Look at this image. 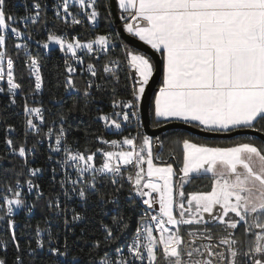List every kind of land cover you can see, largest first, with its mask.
Wrapping results in <instances>:
<instances>
[{
	"label": "snow or ice",
	"instance_id": "obj_1",
	"mask_svg": "<svg viewBox=\"0 0 264 264\" xmlns=\"http://www.w3.org/2000/svg\"><path fill=\"white\" fill-rule=\"evenodd\" d=\"M117 4L123 30L158 53L161 64L127 45L122 57H110L102 71L117 84L124 72L125 79L131 81L130 98L113 100V112L101 114L99 120L115 129L132 120L139 124L138 112L146 89L160 70L162 82L152 100L157 122L180 121L209 133L251 130L264 135V0H117ZM73 6L79 11L73 12ZM99 7L98 0H59L56 16L66 26H75L83 22L79 18L82 14L95 26L101 16ZM33 8L35 14L24 17L25 21L39 20L41 4L35 2ZM16 22L17 18L6 12V0H0V49L6 47L8 32L20 39L26 35L13 26ZM27 37L32 39L30 33ZM36 43L45 49L50 44L58 45L80 65L84 64V57L78 52L107 56L120 47L108 32L82 41L50 31L46 41ZM15 47L27 53L29 45L17 43ZM65 64L66 89L80 91L73 80L77 69L67 60ZM27 67L35 77V91L39 92L42 76L38 60L32 58ZM86 70L91 77L98 75L93 63H88ZM5 79L7 92L15 104L21 84L16 82L13 58L0 50V81ZM92 87V82H87L83 89L85 96L90 95ZM4 91L0 87V92ZM43 112L42 107H30L25 101L27 127L37 135L45 122ZM60 119L63 121L64 117ZM8 131L15 129L9 125ZM45 136L50 141L54 138V144L49 145L51 152L64 153L63 159L56 163L76 172L77 178L72 179L65 171L62 186L71 183L73 192L85 199L86 189L96 190L97 183L109 176L116 184L119 177L130 185V194L134 193L147 206L135 235L125 246L127 255L124 249L117 248L115 258L105 253L99 264H264V141L259 145L241 142L218 147L184 139L182 165L177 169L161 155H154L153 137L147 134L137 132L110 141L98 137L100 143L112 148L119 146V150L97 148L95 152L73 151L64 140L62 125L58 133L49 127ZM156 141L162 146L159 137ZM6 143L25 158L36 147L33 144L28 148L26 141L18 148L11 139ZM97 153L103 157L99 166L95 163ZM41 171L29 168L32 176ZM200 176L210 177L211 191L186 193L185 186L193 177ZM26 184L29 192L35 189L38 197L43 195L32 179ZM7 192L11 195H0V210H4L0 220L11 217L14 206L19 208L25 203L19 180L15 187L9 185ZM53 205L60 208L58 195L50 201L49 206ZM80 218L79 214L73 216V220ZM7 223L10 228L14 225L11 219ZM113 224L121 231L128 227L116 218ZM216 225L222 226L223 234L213 233L212 227ZM238 225L243 226L242 237L236 234ZM102 227L106 242L116 239L112 227L107 224ZM42 231L37 225L38 237ZM11 238L16 240L14 231ZM36 243L37 247L44 246L42 240ZM100 245L96 241L94 247ZM19 247L17 243V250ZM51 251L67 256V251L61 252L59 248ZM0 264L7 262L0 258ZM16 264H23L19 256Z\"/></svg>",
	"mask_w": 264,
	"mask_h": 264
},
{
	"label": "trees",
	"instance_id": "obj_2",
	"mask_svg": "<svg viewBox=\"0 0 264 264\" xmlns=\"http://www.w3.org/2000/svg\"><path fill=\"white\" fill-rule=\"evenodd\" d=\"M49 1L52 2V0H6V12L17 18V22L13 26L18 27L26 33V36L27 33H30L32 39L26 37L22 41H17L10 36L7 39L6 51L14 60L16 81L21 84V88L15 97L18 103L17 106L12 104L11 95L4 94L0 96V146L3 157L5 158V165L0 169V183L2 184L14 183L17 180L24 181L27 178L25 170L17 164V161L10 159L12 156L8 154L4 145L9 125L15 129L12 135L15 143L22 144L28 137L25 127V116L22 110L25 98L31 107L37 105L44 106L45 128L49 127L53 121H59L66 129L70 140L76 141L83 151L87 149L95 152L101 146V143L96 139L97 136L122 138L126 135V132L118 134L111 133L103 124V121L98 119L101 114H110L113 112V100L130 98L131 92V81L125 79L124 72L120 73L121 79L119 84H117L110 75H106L102 71V66L110 57H122L124 46L129 45L111 29L110 24L113 16L112 13L109 16V0H98L101 16L95 26L90 25L84 20L79 25L66 26L62 21L57 20L52 12L48 10L47 3ZM35 2L41 4L39 20L33 23L29 19L23 24L21 22L22 18L27 17L30 13H35L33 9V3ZM50 31L55 33L67 32L69 37L78 35L83 41L91 39L97 33L111 32V35L120 47L116 48L113 53L107 56L103 53H99L98 57L95 54H84V64L80 65L73 61L71 57L64 55L59 47H52L46 50L40 44L36 43L37 41H46ZM22 42H27L33 50L37 48V51L30 53L28 48V52L25 53L24 49H17L15 45ZM33 57L38 60L40 71L42 72L43 83L41 92L35 91V79L30 75L27 67ZM66 60L72 63L77 69L73 75V80L80 91L66 89L65 87L67 79V73L65 71ZM88 63H93L96 66L98 71L96 77H91L87 72ZM89 81L92 82L93 87L90 89V95L85 96L83 89ZM161 81L162 75L150 102L152 127L166 123L163 121L157 122L152 110L154 93L158 90ZM114 89L115 91H113ZM116 111H119V109H116ZM61 116L64 117L63 121L60 119ZM45 128H41V130ZM140 133L145 134L144 131ZM158 137L163 143L161 146L157 143L156 138H153L154 155H161L163 160L168 163H173L177 169L182 165V141L184 139L218 147H228L241 142H252L259 145L263 141L255 135L204 137L184 129L168 130ZM157 144L159 145L158 150L156 149ZM36 155L38 159L34 164L42 169V171L33 180L41 187L43 195L35 202L36 212L34 216L25 217L20 215L17 220L19 221V227L31 226L36 230L37 225H39L41 229L46 231L49 226L57 227L56 225L49 224V220L52 219L53 215L52 206L50 207L49 204L53 195L58 192L59 184L58 180L45 169L47 157L43 146L38 145ZM101 162L102 160H98V166ZM116 179L118 181L116 184L111 182L110 176L103 179L104 185L98 191L100 196L95 195L96 209L93 212V219L88 224H85V227H73L75 235L69 236V244L71 255L76 259L70 264H96L97 259L106 251L116 250L122 247L133 234L138 220V209H144V207L139 201H135L134 203L133 201L125 200L120 195H118L119 198L115 203L112 202L111 200L113 199L110 200V198L117 194H123L119 187V177ZM211 186L212 180L210 177H193L191 183L185 186V192H208L211 191ZM126 193H128V196H134L133 193L130 194V185L128 183H126ZM115 207H117V214L115 215V212L112 211L113 213L109 214L107 218L106 212L113 210ZM114 215L117 220L121 221V224L126 223L128 227L123 231L118 227H112L113 237L116 239L106 242L104 239L106 233L104 228L101 227V224L111 223ZM4 225L5 227L7 226L6 224ZM82 228L85 229L84 234L80 232ZM59 229V227L56 229L53 228V233L57 235ZM212 231L214 234H223L222 226L220 225L212 227ZM236 234L242 237V225H238ZM89 241L90 243L87 245ZM96 241L101 242L99 248L94 247ZM1 242L6 243L5 247L1 246ZM32 242L34 240H30L29 238L24 240L20 237H16V241H13L10 232H1L0 258L5 259L7 264H16L17 256L21 258L23 264H53L54 260L46 253V250L35 248L32 254L29 253L28 244ZM17 243L20 245L19 250L16 248Z\"/></svg>",
	"mask_w": 264,
	"mask_h": 264
},
{
	"label": "built area",
	"instance_id": "obj_3",
	"mask_svg": "<svg viewBox=\"0 0 264 264\" xmlns=\"http://www.w3.org/2000/svg\"><path fill=\"white\" fill-rule=\"evenodd\" d=\"M58 3H59V0H52V2L49 1L47 3V8H48V10H50L52 12L53 16L57 20L62 21L60 18H58L56 16V7H57ZM71 10L73 12L79 11V9L76 6H73ZM34 14L35 13H30V15H28L27 17H30V16H32ZM119 17H120V12H119ZM79 18L81 20H84L85 22L90 24V22L87 20V18L84 17L82 14H81V16ZM26 21L23 18L21 19V22L23 24ZM119 25H123V22L120 20V22L117 23V22H115L114 18H112V21H111V24H110L111 29H112L113 32H115L117 35L120 36V34L118 32ZM56 34L64 35L69 40H71L73 37L79 38L78 35H74L73 37H69L67 32L56 33ZM7 35L10 36L12 39H15L17 41H22L24 38L27 37L25 35L22 39H20V38L15 37L13 34H11V32H8ZM29 51H30V53L32 51L36 52L37 48L33 50V49H31V47H29ZM63 53H64V55L70 57V54H66L65 52H63ZM78 54L83 56L84 54H87V53L86 52H78ZM90 55H94V54H90ZM95 55H96V57H98L99 53H95ZM33 58H35V57H33ZM14 74H15V78H16V71H14ZM41 76H42V72H41ZM34 79H35V77H34ZM42 83H43V77H42ZM0 87H3L5 89L4 92H0V96H3L4 94L10 95L7 92L6 79L4 81H0ZM41 91H42V87H41L39 92H41ZM18 93H19V90H17V94ZM26 100L27 99L25 98L24 104H25ZM13 105L17 106L18 105L17 101ZM35 107H42L43 110H45L44 106H42V105H37ZM22 110H23V115L25 116L24 105H23ZM43 115H44V112H43ZM0 120H1V118H0ZM36 122L39 124L38 120H36ZM53 122H52V124L49 127H52L54 129V132L58 133L60 128H61V124H60L59 121H53ZM103 124L105 125L104 122H103ZM45 125L46 124L44 122L43 124L40 125V128H45ZM25 127H26L27 134H28L27 135L28 137L25 140L27 142V147L31 148V146L33 144L36 145L34 150H32V151L27 153L26 158L25 157H20L18 155V153H14L9 148L8 144L6 143V141L8 139H11L13 141V137H12L13 131L12 132L7 131L6 137H5V140H4V145H5L6 151L8 152V154L10 156H12V158H10V159L17 161V164L21 168H23L25 170V174H26L27 178L24 181L19 180L20 184L22 185V199L25 201V203L19 208H16L14 206L13 213H12L11 217L5 216L4 220H0V225H1L0 234H1V232H6L7 231V232H10V235L12 237V232L14 231L16 237H20L21 239H24V240L28 239V238L30 240H34V242L28 244V251H29L30 254H32L34 252L35 248L43 249V250H46V253L52 257V259L54 260L53 264H70V263L74 262L75 260L72 259L74 256L71 255V252H70L69 236L71 237V236L75 235V232L73 231V227H85V224H88L89 221L93 219V214H94L93 212L96 209V207H95L96 206V196L95 195L100 196L98 194V191L104 185V180L99 181L97 183L96 190L86 189V191L88 193L87 197L85 199H81L79 197V195L77 194V192H73V190H72L73 185L71 183H65L64 186L61 185V181H65L66 180L65 171L68 173V175L72 179H76L77 176H76V172H75L74 168L68 167L66 169H63V168H61V166L59 164L56 163V161H59V160L63 159L64 153H63V151H61L60 153H53V152L50 151L49 145L50 144H54V138H53V140L50 141L45 136V133H47L49 127H46L45 129L41 130L39 135H37L31 129H28L27 124H26V116H25ZM107 129L111 133H115V134L126 132L125 136H127L129 134L136 135L137 132L140 133V132L144 131L142 119H140L139 124H138V122L136 120H132L131 122L123 124L121 129H115L114 127H107ZM29 130H30V132H29ZM64 131H65L64 140H65L66 144L68 146H70L73 151H76V150L83 151L78 146V143L76 141L70 140L65 128H64ZM98 137H101V136H97L96 139ZM103 138L110 141V140H121L123 137L122 138H117V137L107 138V137H103ZM25 141H24V143H25ZM19 145L20 144L15 143L13 141V146L14 147L18 148ZM38 145L43 146V148L45 150V154H46V157H47L45 169L48 170L53 175V177L58 180V184H59L58 192H56L53 195V197L51 198L50 201H54L57 195L59 196V200H60V208L59 209H57L54 205L52 206V210H53L52 214L53 215H52V219L49 220V224H53L54 226L56 225L57 227H51V226L47 227L48 229L46 231L43 230L40 233L39 237L36 235V230H34L31 226H29V227H19L18 226L19 221L17 220L18 216H20V215L25 216V217H32V216H34V214L36 212L35 202L38 200V198L40 196L39 197L37 196L35 189L32 190L31 192H29V190L27 188L26 181L28 179H32L33 180V178L36 177L40 173L39 172L35 176H32L30 174V172H29V168H38L34 164V162L38 159V156L36 155ZM99 148H103L105 150H114V151H118L119 150V146H117L116 148H112L110 145H104L102 143H101V146ZM125 149H127V146H125ZM49 156H52L53 159L49 160L48 159ZM3 158H4L3 157V153L1 152V146H0V169H2V167L5 165V158L4 159ZM25 159L27 160V165L25 164ZM102 159H103L102 156L99 153H97L96 159H95V163H96L97 166H98V160H102ZM53 168L56 169L55 173L53 172ZM129 171H132V169H129ZM16 182L7 183V184L0 183V195H4V194L11 195L10 193L7 192V187L9 185H11L12 187H15ZM33 182H34V180H33ZM126 183H128L126 180L119 178V185H120L119 187H120V190H121V192L123 194H117V195L113 196L112 198H110V200L113 199V200H111L112 202L115 203L118 200V198H119L118 195L122 196L125 200L133 201L134 203H135V201H141V199L139 197L128 196V193H126ZM34 184H36V183L34 182ZM80 186L81 185H77V188H79ZM39 189L41 191V187L40 186H39ZM65 192H67V195L64 194ZM0 203H2V201H0ZM146 207L147 206L144 205V209ZM144 209H138V216H137L138 220H137V224L135 225L136 228H135L133 234L131 235V237L127 240V242H125V244L122 247H120L121 249H124V254L125 255H127L125 246H126V244L131 242L133 236L135 235L137 227L141 224V218L144 215ZM112 211L115 212V215H116L117 212H118L117 211V207L113 208V210H109V211L106 212V217L107 218H108L109 214L113 213ZM76 214H79V216L81 217L79 220H73V216L76 215ZM0 215H4V210H0ZM115 215H114V218L116 217ZM8 219H11V220L14 221V225L11 228L9 227V225L7 223ZM113 219H111L112 220L111 223H103V224H101V227L104 224H107L110 227H117L116 225L113 224ZM66 221H67V223H66ZM117 221H118V223L121 224L120 220H117ZM4 224H6L7 226L5 227ZM58 227L60 229H59V233L56 235L55 233H53V228L56 229ZM27 228H28V230H26ZM80 232L82 234H84L85 233V229L82 228L80 230ZM38 239L42 240L44 242V246L43 247H37L36 241ZM89 243H90V241L87 243V245ZM5 245H6L5 242H1V246L2 247H5ZM54 247L55 248H59V250L61 252L67 251V256H58L56 254H53L51 249L54 248ZM116 250H109V251H106L105 253H107L110 257L115 258L118 255ZM104 254L102 256H104ZM102 256H100L97 259L96 264H99V260H100V258Z\"/></svg>",
	"mask_w": 264,
	"mask_h": 264
},
{
	"label": "water",
	"instance_id": "obj_4",
	"mask_svg": "<svg viewBox=\"0 0 264 264\" xmlns=\"http://www.w3.org/2000/svg\"><path fill=\"white\" fill-rule=\"evenodd\" d=\"M109 4H110V11L112 13V16L115 22L119 23L120 19H119V9L117 5V0H109ZM118 32L120 34V37L131 47H134L146 53L147 55H149L157 65L161 64L160 55L154 52V50H152L148 45H145L142 41H139L138 38L131 36L127 32H125L123 30V25H119ZM161 75H162V71L160 70H158L154 74L152 81L150 82L148 88L146 89L145 99L142 102V105L140 108V114H141V119H142L145 134L152 136L153 138H156L160 134L168 130L184 129L193 134L204 136V137H234L238 135H255L264 141V135L260 133H255L251 130H240L239 132L234 131L231 133H209L206 131H202L199 127H195L191 124H185L180 121L166 122L160 126L152 127L151 117H150V102H151L154 90L159 85ZM156 149L157 150L159 149L158 144L156 146Z\"/></svg>",
	"mask_w": 264,
	"mask_h": 264
},
{
	"label": "rangeland",
	"instance_id": "obj_5",
	"mask_svg": "<svg viewBox=\"0 0 264 264\" xmlns=\"http://www.w3.org/2000/svg\"><path fill=\"white\" fill-rule=\"evenodd\" d=\"M7 39H8V35L6 36V45H7ZM22 43H24V42H22ZM129 48H132L131 46H129V45H127ZM52 47H59L58 45H55V44H50L49 45V48H47L46 50H49L50 48H52ZM132 49H134V48H132ZM0 50H3V51H6V47H5V49H0ZM138 51H140V50H138ZM7 52V51H6ZM142 52V51H141ZM144 53V52H143ZM8 54V53H7ZM146 54V53H145ZM149 56V55H148ZM153 60V59H152ZM155 63V62H154ZM5 65H6V62H5ZM138 114H139V116H140V110H139V112H138ZM154 145V144H153ZM153 151H154V149H153ZM173 164V163H172ZM173 166L176 168V166L173 164Z\"/></svg>",
	"mask_w": 264,
	"mask_h": 264
},
{
	"label": "bare ground",
	"instance_id": "obj_6",
	"mask_svg": "<svg viewBox=\"0 0 264 264\" xmlns=\"http://www.w3.org/2000/svg\"><path fill=\"white\" fill-rule=\"evenodd\" d=\"M140 110V109H139ZM139 115V114H138ZM140 119H141V114H140ZM133 195L135 196V194L133 193ZM142 204V201H139ZM142 206L144 207V205L142 204Z\"/></svg>",
	"mask_w": 264,
	"mask_h": 264
},
{
	"label": "crops",
	"instance_id": "obj_7",
	"mask_svg": "<svg viewBox=\"0 0 264 264\" xmlns=\"http://www.w3.org/2000/svg\"><path fill=\"white\" fill-rule=\"evenodd\" d=\"M118 5V4H117ZM119 9V8H118ZM162 82V81H161ZM193 142V141H192ZM193 143H197V142H193ZM197 144H201V143H197Z\"/></svg>",
	"mask_w": 264,
	"mask_h": 264
}]
</instances>
